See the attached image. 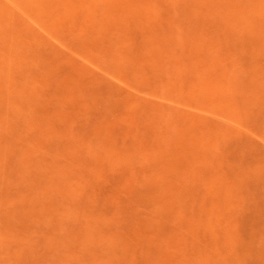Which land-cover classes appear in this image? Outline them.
Masks as SVG:
<instances>
[{
	"label": "rangeland",
	"instance_id": "rangeland-1",
	"mask_svg": "<svg viewBox=\"0 0 264 264\" xmlns=\"http://www.w3.org/2000/svg\"><path fill=\"white\" fill-rule=\"evenodd\" d=\"M0 264H264V0H0Z\"/></svg>",
	"mask_w": 264,
	"mask_h": 264
}]
</instances>
